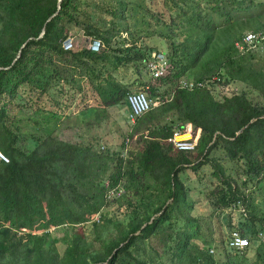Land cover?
<instances>
[{"label": "trees", "instance_id": "1", "mask_svg": "<svg viewBox=\"0 0 264 264\" xmlns=\"http://www.w3.org/2000/svg\"><path fill=\"white\" fill-rule=\"evenodd\" d=\"M170 1L175 17L157 18L169 68L132 91L116 72L139 73L160 51L130 39V0H0V264H264V40L257 52L237 47L245 31L264 32V0ZM94 4L113 21L92 23ZM85 81L100 100L93 124L119 104L130 111L133 93L152 107L128 119L118 149L50 133L31 135L27 150L31 117L19 114H59L66 90L84 93ZM44 96L57 111L33 103ZM176 132H191L195 150L176 149ZM190 176L209 215L194 211ZM233 232L250 246L229 248Z\"/></svg>", "mask_w": 264, "mask_h": 264}, {"label": "rangeland", "instance_id": "2", "mask_svg": "<svg viewBox=\"0 0 264 264\" xmlns=\"http://www.w3.org/2000/svg\"><path fill=\"white\" fill-rule=\"evenodd\" d=\"M198 1V0H193ZM168 4V6L166 5ZM95 5V4H94ZM173 3L170 0H130V6L127 13V22L131 28L129 32L133 33L131 40L143 41V45L154 47L160 52L167 56V43L164 41L165 28L163 23L158 24L157 18L169 21L172 17H175L171 7ZM92 14V23L98 27H104L105 23L113 21L112 17L104 12L99 5L87 8ZM260 22L264 25V15L261 16ZM245 33H251L250 30ZM244 33V34H245ZM260 37H263L264 32L258 33ZM127 36V34H124ZM87 43V40L85 41ZM263 47L262 43H257L256 47H252L256 52ZM154 54V53H153ZM116 75L120 81L130 87L132 91L141 90L143 85L152 81L149 73L148 65L143 67L140 64V72H134L132 69L120 68ZM82 82V81H81ZM80 82V85L82 83ZM84 93L76 92L73 97V91L69 93L66 90L65 97L62 100L63 106L58 109L59 114L53 113H35L30 108H27L25 112L19 114L20 118H26L30 116V121L24 123L21 126L20 135L23 139L24 147L28 150L34 149L36 142L31 135L42 136L53 133V135L59 136L63 140L71 142H80L79 135L87 136L88 138H101L102 142L106 146L114 147L118 149L123 141V135L130 130L128 121V111L124 103L114 106L109 109L108 117L101 118L98 124H93L96 117V112L99 111V102L97 95L92 93L89 82H84ZM235 88L239 91L242 90L240 84H235ZM248 96L254 101H260L261 98L253 91H248ZM37 102L40 106H45L48 111H57V107L53 105V102L49 97L44 96L43 98H34L33 103ZM91 123V124H89ZM132 123V122H131ZM219 158L223 157L222 153L216 152ZM209 168V167H207ZM192 179L191 186H196L192 192L193 198L197 201L195 205V213H203L206 215L210 214V208L206 201L205 194L199 193L197 187L199 183L195 177L190 176ZM201 187H198L200 190ZM114 208V207H113ZM236 213L239 210H235ZM89 225H86L88 227ZM88 229V228H86ZM65 249V245L60 244L59 250L62 253Z\"/></svg>", "mask_w": 264, "mask_h": 264}, {"label": "built area", "instance_id": "3", "mask_svg": "<svg viewBox=\"0 0 264 264\" xmlns=\"http://www.w3.org/2000/svg\"><path fill=\"white\" fill-rule=\"evenodd\" d=\"M263 39V37H261ZM260 40V35L256 33H247L242 42L237 43V47L244 51L247 49H252V47H256L257 43ZM63 48L66 51H69L73 48V39L71 37L67 38L63 42ZM89 49L92 52H100L102 49V43L98 39H91ZM169 68V61L166 55L163 53H154L152 58L148 62V69L152 79H157L164 76ZM185 86L190 88L194 87L193 83L184 82ZM128 102L130 111L128 112L129 121L134 122L137 117L142 116L144 113L149 111L152 107V101L148 98V96L144 92H137L130 94L128 96ZM172 142L174 147L178 150L183 151H193L195 150V141H193V134L191 132L181 133L176 132L172 138ZM0 160L8 162V158L0 151ZM124 191L120 190L115 192V190L109 191L108 198H112L113 196H120ZM240 212H245L244 208L239 209ZM94 221H100V217L96 216ZM232 238L228 243L229 248L232 249H244L250 246V240L247 237H242L238 232L232 233ZM262 241H264V237H262ZM211 253H214V250H211Z\"/></svg>", "mask_w": 264, "mask_h": 264}, {"label": "water", "instance_id": "4", "mask_svg": "<svg viewBox=\"0 0 264 264\" xmlns=\"http://www.w3.org/2000/svg\"><path fill=\"white\" fill-rule=\"evenodd\" d=\"M61 1H62V0H59V2H61ZM59 9H60V6H59ZM44 32H45V30L43 29L42 34H44ZM42 34H41V35H42ZM18 57H20V53H19Z\"/></svg>", "mask_w": 264, "mask_h": 264}, {"label": "crops", "instance_id": "5", "mask_svg": "<svg viewBox=\"0 0 264 264\" xmlns=\"http://www.w3.org/2000/svg\"><path fill=\"white\" fill-rule=\"evenodd\" d=\"M129 112V111H128Z\"/></svg>", "mask_w": 264, "mask_h": 264}]
</instances>
